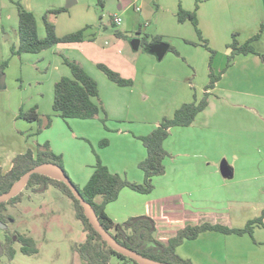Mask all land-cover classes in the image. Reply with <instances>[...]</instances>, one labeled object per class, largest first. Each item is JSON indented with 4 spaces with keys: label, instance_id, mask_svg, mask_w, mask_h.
I'll list each match as a JSON object with an SVG mask.
<instances>
[{
    "label": "rangeland",
    "instance_id": "1",
    "mask_svg": "<svg viewBox=\"0 0 264 264\" xmlns=\"http://www.w3.org/2000/svg\"><path fill=\"white\" fill-rule=\"evenodd\" d=\"M20 1L26 9L34 13L40 38L46 36L44 17L48 15V21L56 27L58 36L88 29L86 35L94 36L95 41L84 45H72L68 49L64 48L66 49L64 52L61 50L56 51L48 59L36 58V55L33 54L13 55L12 48L19 45V15L16 3ZM68 2L69 0H0V73L6 79L5 89L0 90V139L11 145L12 148L10 149L13 152H22L25 149L26 151L23 154L29 149H36L38 144H44L47 140L54 142L63 150L64 166L69 177L74 184L81 187L83 179L81 168L83 167L82 169L87 171L86 162H83L82 158L88 153L93 154V148L97 153L98 150L106 151V148L110 146V140L104 138L109 141V145L101 147L99 144L104 139L98 140L100 139L98 138L100 137V129L94 126L91 128L94 138H85L86 136H83L81 130L75 124L71 125L68 121L69 125L67 126L65 121L55 114L53 110L55 84L63 77H72L69 67L65 64V59L80 63L98 83L100 100L104 109L109 107V101L113 100L112 93H116L111 88H124L123 90L127 91H123L124 93H121V96L115 101L120 99V104L129 107L130 119H133V121H141L140 124L146 128H157L164 118H169L168 114H164L159 118L156 117L157 113L153 111L154 114L148 113L147 117L137 116L144 111L155 110V107L165 103L170 108L172 106L171 97L179 91H181V94H186L189 92L188 90L192 91V98L194 95H202L205 90L203 88L204 84L210 82V64L212 62V53L205 46L208 45L214 52L212 66L215 74H221L227 67L229 56L232 53L229 45L233 42V36L238 33L232 32L225 37H216L217 40L213 43L210 37L212 36L211 28L206 30L207 35H203L201 31V36H199L190 24L189 28L193 34V37H190L184 36L186 35L184 32H182L183 35L178 34L174 28L172 29L169 22V25L164 27L163 42L176 46L175 48L179 49V55L169 52L160 62L148 52V46L153 44L160 25H164L167 20H155L153 14L147 17L142 15L148 10L147 5L143 3L135 4V7L143 9L139 13L132 9L131 18H129L120 9L121 0H76V4L71 8H67ZM205 3H207V0L197 1L194 4L195 9L193 11L197 7L200 10ZM158 5V3L153 4L155 12H157L156 7ZM57 9H65V11L59 15L48 14L50 11ZM161 9L162 7L159 8V11ZM146 14H148L147 11ZM165 14L162 13L163 16ZM115 16L122 20L119 26L113 23ZM135 20L138 23L136 28L131 26V23ZM263 26H260L257 34L248 36L244 43L258 35ZM247 30L250 29L247 28ZM125 31L128 33H125ZM118 33L122 34L118 35ZM135 39L142 41L138 51H134L131 46L132 41ZM237 40H240V35H237ZM227 41L229 42L226 43ZM185 46L187 48H184ZM54 48L55 46L44 52ZM183 49H186L187 52L183 53ZM255 49L257 48L255 47ZM260 49H264V44L260 45ZM235 58L232 60L231 67ZM260 58L264 61L261 56ZM56 60H60L61 67L69 70L68 75L61 78H52L53 75L50 73L59 68L55 69ZM202 63L205 67L204 70H202ZM5 64L7 65L5 66ZM99 64L109 67L126 80H132L134 85L118 87L98 68ZM222 66L224 67L223 70ZM241 68V66H238L239 73ZM257 96L261 102L262 96H264L262 89L258 90ZM183 103L181 106L186 104ZM180 107L176 109L178 110ZM34 108H37L38 113L42 116V127L48 122L49 118L52 120V129L46 131L45 135L41 134L44 132L42 130L40 136H33L32 134L39 129V125H29L27 121L18 118L21 110L29 112ZM173 115L174 109L170 118ZM101 117V120L99 118L95 119L99 122L94 124L101 129H105L102 120L107 119L109 121V119L105 113H102ZM239 139L243 141L247 138L240 136ZM221 140L226 142V137L222 136ZM221 140L219 139L221 146H211L214 158L210 162V167L219 169V164L223 160H227L234 166L235 157H239L238 150L230 151L229 146H222ZM263 145L264 141L255 143L252 154L256 158L263 159ZM192 149L195 153L196 146ZM186 154L192 155L189 152H186ZM18 155H21V153ZM89 156L91 155L89 154ZM242 170L244 169L241 168V165L237 167L238 172ZM23 194L22 201L15 207L9 206L5 212V215H8L11 219L7 220L6 229H0V241L3 239L0 243V264H85L76 252V247L86 240L87 233L83 223L76 217L74 200L55 187H50L43 194H34L31 191H24ZM261 197L263 196H259L255 202L258 207H261L264 203V198L261 199ZM6 236L13 238L11 247L16 252L13 258L3 248ZM18 236L32 238L38 253L23 254L21 251L22 243L18 240ZM262 237L264 238V231ZM261 250L264 252V247ZM111 264L131 263L113 258Z\"/></svg>",
    "mask_w": 264,
    "mask_h": 264
},
{
    "label": "crops",
    "instance_id": "2",
    "mask_svg": "<svg viewBox=\"0 0 264 264\" xmlns=\"http://www.w3.org/2000/svg\"><path fill=\"white\" fill-rule=\"evenodd\" d=\"M121 1L120 9L129 18H131L132 9L136 13L143 9L135 7V4L143 3L148 6V10H146L148 14L145 11L142 15L147 17L153 14L155 20H167L164 25H160L156 37L163 38L165 36L164 27L169 25V22L172 29L174 28L178 34L184 32L186 34L184 36L193 37L192 30L189 28L192 23L189 21L183 24L179 23L177 14L180 6L185 11L193 12L194 4L199 0ZM152 3L159 4L156 7L157 12H155ZM160 7L162 9L159 11ZM162 13H166L165 16ZM197 18L199 30L203 35L206 34L208 28H211L212 36H208L211 37L213 43L217 38L225 37L233 32L240 35L239 42L244 44L248 36L257 34L260 26L264 25V0H207L200 10L197 7ZM137 25L136 20L131 23V26H135V28L138 27ZM192 27L194 26L192 25ZM87 30L85 29L83 43L60 44L50 51L33 55H36V58L48 59L56 51L64 52L72 45H84L95 41L94 36L86 35ZM127 30L129 31V29ZM125 33L128 32L125 31ZM263 42L264 33L254 43L257 52L262 55L264 49L261 50L260 45H263ZM185 52L187 50L183 49V53ZM187 58L189 59L188 56ZM238 66L242 67L240 73ZM57 67H59L58 70L50 73L53 75L52 78L68 75L69 70L60 66V60H56L55 69ZM224 67H221L222 70ZM204 68L202 63V70ZM3 79L6 86L5 76ZM207 84H204V89ZM111 89L116 93H112L113 100L109 101L110 105L105 109V114L109 119L107 121L108 129L103 125L105 129L102 128V130L94 124L101 120L103 112H101L99 120L70 119L68 121L71 125L75 124L83 136H86L85 138H94V134L91 132V128L94 126L100 129V137H98L100 139L98 140L104 138L110 140V146L106 148V151L98 150L103 163L111 172L121 174L131 182L143 183L145 175L139 168V164L146 159L147 151L137 137L150 134L156 127L146 128L140 124L141 121L136 122L130 119L129 107L120 104V99L115 101L121 96V93H124L123 91L127 90H123L124 88ZM259 89H262L264 93V61L255 54L238 55L233 66L224 73L221 81L212 91L209 106L198 115L194 124L190 127H176L171 130L169 138L164 143V148L171 157L166 158L164 162L165 175L154 178V191L151 194H141L129 188L123 189L118 200L107 206L106 211L109 217L116 223H123L131 217L149 216L156 222L155 238L162 243H168L187 226L211 224L243 229L250 221L261 217L264 212V203L258 207L255 202L259 196H263L261 199L264 198V155L263 159H260L252 154L255 143L264 141V96L260 102L257 96ZM188 91L186 94H181L179 91L173 95L170 108L165 103L155 107V110L144 111L137 117H147L148 113L154 114L155 112L157 113L156 117L161 118L164 114H168L170 118L173 109L175 114L176 108L180 107L183 102L191 103L195 98L200 100L205 90L202 95H194L193 98V92ZM68 121H65L67 126L69 125ZM27 123L29 125L37 124L28 121ZM46 125L47 123L44 124V132L41 133L43 135L52 129V127L45 128ZM35 134L32 135L37 136ZM222 136L226 137V142L221 140ZM240 136H245L247 139L241 141ZM219 139L222 146H229L230 151L238 150L239 152V157H235L234 166L225 160L233 171L231 178L222 176L220 166L219 169L210 167V162L214 158L211 146H221ZM46 142L50 143L54 153L63 156L62 148L50 140ZM194 146H196L195 153L192 151ZM10 148H12L11 145L0 139V166L4 173L11 170L17 154H23L26 151L24 149L22 152H13ZM36 149L31 150L36 151ZM186 152L192 153V155L186 154ZM82 160L86 162L87 168V171L83 170V167L81 168L83 174L81 187H85L93 174L96 157L94 153H88ZM240 165L244 170L238 172L237 167ZM263 231L264 227H256L253 235L242 236L208 231L201 234L196 240L185 241L177 248V254L190 261L191 264H264V252L261 250L264 247ZM2 241L3 239L0 243Z\"/></svg>",
    "mask_w": 264,
    "mask_h": 264
},
{
    "label": "trees",
    "instance_id": "3",
    "mask_svg": "<svg viewBox=\"0 0 264 264\" xmlns=\"http://www.w3.org/2000/svg\"><path fill=\"white\" fill-rule=\"evenodd\" d=\"M16 6L19 15V45L12 48L13 55L21 56L27 53L40 54L60 44H76L85 41V29L59 37L56 33V27L48 21V15L44 17L46 36L45 38H40L38 34V23L34 13L26 9L21 2H17ZM64 11L65 9H57L50 11L48 14L59 15ZM177 18L181 24L188 21L192 23L198 35L201 36V31L198 27L197 8L195 11L189 12L180 6ZM263 30L264 26L258 35L244 44H240L237 40L238 34H235L233 36V42L229 45V48L232 49V53L229 56V63L223 72L218 75L215 74L212 66L214 52L208 45L205 46L212 53V62L210 64V82L205 87L202 99L198 100L195 98L193 102L184 104L176 110L172 118H164L150 134L137 137L147 151L146 159L139 164V168L145 175L143 183L131 182L126 177L111 172L103 163L95 148H93L96 156V164L94 165L92 176L85 187L81 188L76 184L74 185L92 208L103 229L118 243L158 262L191 264L190 261L181 258L177 254V248L185 241L196 240L201 234L208 231L219 232L225 235H253L256 227H264L263 212L261 217L250 221L243 229H232L222 225L211 224L187 226L171 238L168 243H162L155 238L157 228L153 218L149 216L131 217L123 223H116L109 217L106 211L107 206L117 201L121 191L125 188L141 194H151L154 191V178L163 176L166 173L164 162L170 154L165 150L164 143L169 138L171 130L176 127H190L194 124L198 115L209 106L212 91L216 88L217 83L221 81L226 70L231 67L232 60L236 56L256 54L264 60V56L259 54L254 47V43L261 38ZM161 41H163V38L155 37L153 43ZM169 52L179 55V52L173 46H170ZM65 64L70 68L72 77H63L55 84L53 104L55 114L64 121H68L70 119L94 120L100 117L101 112L106 113L100 100L99 85L93 77L76 61L65 59ZM98 68L117 86L130 87L134 85L132 80L124 79L119 73L103 64H99ZM18 118L28 122H36L39 125V129L35 135H39L44 129L37 108L29 112L21 110ZM102 123L108 129L107 119L102 120ZM51 125L52 120L49 118L45 128H50ZM99 145L101 147H107L109 141L104 139ZM45 163L59 165L69 177L64 166V157L54 153L49 142L38 144L36 151L29 149L25 154L16 156L9 172L4 173L0 166V195L9 192L12 186L30 170ZM50 187L57 188L63 194L70 196L74 200L76 217L83 223L87 233L86 240L76 247V252L85 264H111L113 258H118L131 264H138L134 260L114 251L103 241L102 237L90 224L80 202L76 199L70 188L61 180H54L42 174L33 175L22 192L9 201L0 204V220L7 223V220L11 219V217L5 215V212L9 206L15 207L22 201L24 191L43 194ZM18 240L22 243L21 251L23 254L32 255L38 253L32 238L18 236ZM12 242L13 238L10 236L7 237L3 247L4 251L11 258L16 253L11 247Z\"/></svg>",
    "mask_w": 264,
    "mask_h": 264
},
{
    "label": "water",
    "instance_id": "4",
    "mask_svg": "<svg viewBox=\"0 0 264 264\" xmlns=\"http://www.w3.org/2000/svg\"><path fill=\"white\" fill-rule=\"evenodd\" d=\"M74 4H76V0H69L67 8H71ZM131 46L134 51H138L141 47V40L140 39L133 40ZM169 51H170V45L165 42H156L148 46V52L151 55L155 56L156 59L160 62L163 61V59L166 57ZM5 87L6 86L3 79V75L0 73V90L5 89ZM220 172L224 178H231L233 176V171L225 160L222 161L220 164ZM35 174H42L51 179L63 181L70 188L76 199L80 202L90 224L93 226L95 231L102 237L103 241H105L111 249L134 260L138 264H170V263L158 262L150 258H147L118 243L108 232H106L103 229L102 225L100 224L92 208L82 197L81 193L76 188L74 183L71 181L70 177L66 175L64 169L57 164L45 163L30 170L12 186L9 192L0 195V204L5 203L14 196H16L19 193V191L25 188L29 179ZM6 228H7V224L0 220V229H6Z\"/></svg>",
    "mask_w": 264,
    "mask_h": 264
},
{
    "label": "built area",
    "instance_id": "5",
    "mask_svg": "<svg viewBox=\"0 0 264 264\" xmlns=\"http://www.w3.org/2000/svg\"><path fill=\"white\" fill-rule=\"evenodd\" d=\"M113 23L115 25L119 26L122 23V20L119 17H115V19L113 20Z\"/></svg>",
    "mask_w": 264,
    "mask_h": 264
}]
</instances>
